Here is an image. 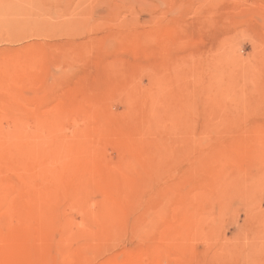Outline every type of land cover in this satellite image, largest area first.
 <instances>
[{
  "label": "rangeland",
  "instance_id": "1",
  "mask_svg": "<svg viewBox=\"0 0 264 264\" xmlns=\"http://www.w3.org/2000/svg\"><path fill=\"white\" fill-rule=\"evenodd\" d=\"M0 264H264V0H0Z\"/></svg>",
  "mask_w": 264,
  "mask_h": 264
}]
</instances>
